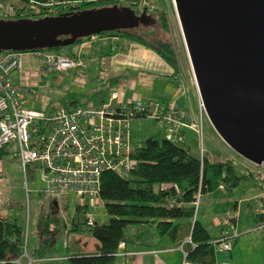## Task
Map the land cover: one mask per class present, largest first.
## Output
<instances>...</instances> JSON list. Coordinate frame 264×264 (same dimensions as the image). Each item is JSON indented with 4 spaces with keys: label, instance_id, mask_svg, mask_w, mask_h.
Masks as SVG:
<instances>
[{
    "label": "water",
    "instance_id": "water-1",
    "mask_svg": "<svg viewBox=\"0 0 264 264\" xmlns=\"http://www.w3.org/2000/svg\"><path fill=\"white\" fill-rule=\"evenodd\" d=\"M203 111L218 137L264 165V0H172ZM111 6L39 19H0V51L70 46L105 32L154 25Z\"/></svg>",
    "mask_w": 264,
    "mask_h": 264
},
{
    "label": "built area",
    "instance_id": "built-area-1",
    "mask_svg": "<svg viewBox=\"0 0 264 264\" xmlns=\"http://www.w3.org/2000/svg\"><path fill=\"white\" fill-rule=\"evenodd\" d=\"M120 4L135 0H116ZM43 14L56 15L48 5L44 6ZM98 39L110 38L114 34L93 35ZM20 51H0V154L3 149L7 155L15 157L21 166L24 177L30 173L33 177L39 174L42 185L40 191L53 199L73 195L77 199H88L86 204L96 210L100 199L101 175L113 172L127 178L137 167V160L132 156L130 147L129 122L132 118L146 117L154 121L162 130V139L173 142H183V128L180 113L175 105L160 104L139 99L122 100L121 88L110 92L107 103L100 108L91 105L58 107L47 111L30 108L23 98L19 86L12 75L22 70ZM42 61V70L66 71L77 68L84 69V63L75 56H63L51 51L29 52ZM173 81L180 80L178 72L172 75ZM130 88V84L124 85ZM201 105V104H200ZM202 107V106H201ZM199 133V131L196 130ZM201 135V134H200ZM202 153V148H201ZM256 166V165H255ZM264 168V165L256 166ZM2 159L0 157V172ZM258 173L253 177L258 180ZM160 191L178 188L172 184L163 183ZM200 194L197 193L193 205L195 212ZM173 201L170 202L172 204ZM103 205V204H102ZM89 228L96 223L93 216L86 218ZM181 264H197L187 259L188 251L182 247ZM215 255H225L232 247L231 238L227 233L211 240ZM15 263L26 256L25 246ZM124 243L119 242L114 255H129L123 253ZM28 259L27 264L33 261ZM3 263V262H0ZM215 264H229L226 261H216Z\"/></svg>",
    "mask_w": 264,
    "mask_h": 264
},
{
    "label": "rangeland",
    "instance_id": "rangeland-1",
    "mask_svg": "<svg viewBox=\"0 0 264 264\" xmlns=\"http://www.w3.org/2000/svg\"><path fill=\"white\" fill-rule=\"evenodd\" d=\"M134 2H137L136 14H141L145 10L146 14L156 23L148 26L141 25L132 30V33L145 38L149 42H170L172 48L174 47L178 66L177 72L180 76V80H176L175 82L185 93L188 92L190 94L192 91L197 96L195 83H193L194 79L188 64L171 0H136ZM55 4L57 8L65 7V9H72L81 5L78 2L68 1ZM45 5H48V8L52 9V12H58L54 4L51 3L41 4L33 0H28L27 2L21 0H0V19H12L17 10H20L19 17L22 16L24 19L36 14H42V11H45ZM162 16L165 19L166 30L160 25ZM77 45L73 44L64 47L60 50V53L63 56H70L67 53L76 51ZM84 55L86 58L84 69L73 68L66 71H55L42 70L41 59L32 53L24 52L22 56V70L20 73H14L12 77L19 86L27 106L36 110L47 111L52 108L71 107L74 104L83 108L89 105L93 108H100L103 104L107 103L110 92L113 89L111 87L107 88L105 84L103 85L99 81V79L104 77L103 72L100 71L99 61L88 58L86 54ZM81 61L83 62L82 59ZM102 70H104V63ZM155 102L159 103L160 101ZM130 121L132 148L143 147L145 140L151 136L162 139V130L155 125L153 120L146 117H138L132 118ZM196 127L199 133H188L186 137L183 135L185 144L179 143L180 147L185 148V145H190L191 153L199 157V155L201 156V148L203 154H205L206 149L212 143H215L212 140H216V146L215 144L214 146L222 150V152L218 151L219 156L222 158L221 161L231 160L230 162L234 166L236 173L238 172L241 175L249 174L250 178L253 179V174L258 173L259 179L256 182H264V168L256 167L232 151L218 137L212 126L208 123L204 111L202 123L200 124L199 121ZM1 159L0 218L11 219L21 227L23 231L22 249L25 246V250L29 253L32 250H36L42 256L64 257L61 262L44 261L34 264H71L65 258L66 244L68 247L73 246L76 238H81L88 242L93 240L89 226L86 223V218L93 216L96 224L105 221L106 216L103 205L99 204L96 210L87 207L85 213H80L75 210V206L77 204H88L89 200L77 199L73 195H67L56 197L55 202L57 203V207H54L53 198L40 191L42 185L38 173L34 177L30 173H27L26 177H24L19 161L15 157L5 155ZM246 179L244 178L241 181L240 187L237 189L240 197L246 193L251 184ZM220 187L222 186L220 185ZM217 190L215 191V197L218 196L216 194ZM221 194L223 193L221 192ZM206 203L207 199L202 195L199 198L198 207L194 213L199 220L209 210ZM209 220L210 217L208 218ZM73 222L78 223V226L75 231H70L67 234L66 232L70 230ZM47 237H49L48 240H46ZM12 264L17 263L12 261Z\"/></svg>",
    "mask_w": 264,
    "mask_h": 264
},
{
    "label": "trees",
    "instance_id": "trees-1",
    "mask_svg": "<svg viewBox=\"0 0 264 264\" xmlns=\"http://www.w3.org/2000/svg\"><path fill=\"white\" fill-rule=\"evenodd\" d=\"M21 1L27 2L28 0ZM33 1L41 4H54L58 11L54 16L111 6H127L135 13L137 12V2L133 1L127 4H120L116 0ZM65 1L78 2L81 5L72 9L57 8L55 3ZM19 13L20 10H17L12 19L3 20L24 19L22 16L19 17ZM52 16L42 13L25 19ZM160 25L166 30L164 16L160 19ZM135 29L105 32L104 34H114L120 38L143 44L159 54L174 69V72H177L175 53L170 42H149L132 33ZM89 37L78 39L74 44ZM62 48L31 52L53 51L62 55L60 53ZM178 144L154 137L147 138L143 147L132 151V156L138 164L127 178L120 177L113 172H105L101 175L100 199L107 218L106 223L95 224L89 228L92 237L97 241L95 252L73 254L69 260L71 264H114L117 246L119 242L125 240V229L128 226L141 224L153 225L160 239L168 238L177 247L189 239L194 245L187 255L190 262L215 264L212 239L198 221L197 215L194 214L195 207L192 202L197 193L200 197L213 194L220 185L226 192L233 190L244 178L249 177V174L238 176L231 160L210 164L205 157L201 160L194 158ZM5 155L7 151L3 149L0 157ZM163 183L177 186L179 194H176L174 189L160 191L159 187ZM171 201H173L172 204H170ZM86 208V204L75 206V210L80 213H85ZM229 224L234 225V218L230 219ZM77 226L78 223L73 222L66 233L75 231ZM22 242L21 227L11 219L0 218V262L11 264L12 260L18 258L22 252Z\"/></svg>",
    "mask_w": 264,
    "mask_h": 264
},
{
    "label": "crops",
    "instance_id": "crops-1",
    "mask_svg": "<svg viewBox=\"0 0 264 264\" xmlns=\"http://www.w3.org/2000/svg\"><path fill=\"white\" fill-rule=\"evenodd\" d=\"M76 44H78L77 50L67 54L79 57L84 63L86 62L84 54L88 55V58L99 61L100 71L104 75L99 81L113 90L121 88L123 101L139 99L142 101H160L159 103L164 105H175L180 113V119L185 125L183 128L184 137L188 133H197L196 126L199 121L200 124L202 123L203 115V108L198 105L200 103L198 94L196 96L192 91L190 94L182 91L172 79V75L175 73L174 69L155 51L141 43L124 40L120 37L114 41L110 38L101 40L95 36L94 38L83 39ZM103 63L104 70H102ZM125 84H130V88H126ZM73 106L78 105L74 104ZM212 141L215 143H210L211 145L206 149L205 154L200 151L201 156L199 155V157L191 153L190 145H185L184 149L194 158L201 160L205 157L210 164L217 163L222 160L218 152H222V150L215 147L216 140ZM184 142L185 140L182 143ZM135 149L137 148L131 146L132 151ZM228 158L230 157L228 156ZM236 174L244 176L238 172ZM247 179L251 184L242 197L237 192L240 186L228 192L220 187L216 192L217 197H215V193H213L214 195H203L207 199L206 205L209 210L207 214L201 217L202 219L199 220L197 217L198 221L212 240L225 232L232 242L230 252L225 255H215V262L264 264V182H256L257 180L254 181L250 176ZM53 200V206L57 207L55 199ZM209 217L210 220L208 221ZM231 218H234V225L229 224ZM106 220L98 224H104ZM48 239L49 237L46 240ZM124 239L122 252L130 254L116 255L114 264H181L182 257L178 249L179 246H175L168 238L160 239L155 233L154 226L145 224L128 226L125 229ZM96 245L97 241L94 238L91 242L76 238L73 246L68 247L66 244L65 258L70 260L73 254L94 253ZM182 247L185 251L191 249L188 243L183 244ZM25 253L26 256L20 259V264H27V258L33 261L32 264L44 261L61 262L64 259L62 256H42L36 250H32L31 253L26 250Z\"/></svg>",
    "mask_w": 264,
    "mask_h": 264
},
{
    "label": "bare ground",
    "instance_id": "bare-ground-1",
    "mask_svg": "<svg viewBox=\"0 0 264 264\" xmlns=\"http://www.w3.org/2000/svg\"><path fill=\"white\" fill-rule=\"evenodd\" d=\"M171 3H172V6H173V2H172V0H171ZM173 9H174V7H173ZM174 14H175V11H174ZM42 17V16H41ZM175 17H176V21H177V24H178V28H179V31H180V35H181V38H182V34H181V30H180V26H179V23H178V20H177V16H176V14H175ZM102 34V33H101ZM99 35V34H98ZM103 35H104V33H103ZM106 35V34H105ZM118 39V38H117ZM182 43H183V39H182ZM183 46H184V43H183ZM184 50H185V47H184ZM53 52V51H52ZM186 53V52H185ZM59 54V53H58ZM188 60V59H187ZM189 63V62H188ZM194 83V82H193ZM196 88V87H195ZM116 256V255H115ZM32 264V263H31Z\"/></svg>",
    "mask_w": 264,
    "mask_h": 264
},
{
    "label": "flooded vegetation",
    "instance_id": "flooded-vegetation-1",
    "mask_svg": "<svg viewBox=\"0 0 264 264\" xmlns=\"http://www.w3.org/2000/svg\"><path fill=\"white\" fill-rule=\"evenodd\" d=\"M124 7H126V6H124ZM137 15H139V14H137Z\"/></svg>",
    "mask_w": 264,
    "mask_h": 264
}]
</instances>
